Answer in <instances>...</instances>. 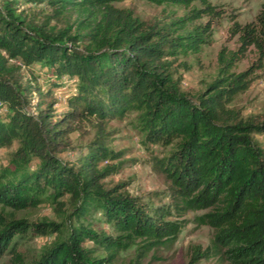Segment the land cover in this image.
Listing matches in <instances>:
<instances>
[{
    "label": "trees",
    "instance_id": "obj_1",
    "mask_svg": "<svg viewBox=\"0 0 264 264\" xmlns=\"http://www.w3.org/2000/svg\"><path fill=\"white\" fill-rule=\"evenodd\" d=\"M114 1L119 0H0V148H11L0 167V257L9 248L10 264H108L121 238L142 237L145 248L174 239L181 225L164 219L168 208L149 214L136 197L102 182L119 164L98 167L99 161L117 158L106 146L104 123L134 110L148 143L171 145L157 162L171 182L173 208L180 215L209 209L194 219L215 229L199 255L221 254L228 264H264V151L253 137L264 133V120H243L225 108L249 86L254 70L264 67V1L253 21L234 22L230 33L237 35L238 47L220 51L215 78L194 97L181 90V77H174L171 67L176 55L197 48L200 38L179 40ZM199 1L211 9L208 0ZM68 12L77 14L79 35L57 24ZM250 47L256 50L252 64L233 72ZM12 61L28 68L31 79L24 83L15 72L21 66ZM40 76L44 85L37 83ZM67 84L69 109L53 116L57 100L51 95ZM32 93L41 97L35 113L29 110ZM92 118L98 128L86 153L74 163L63 160L59 153L69 147V134ZM64 195L76 218L97 209L118 234L4 213L6 207L18 211ZM28 234L56 238L26 261L17 240ZM86 240L109 255L94 256Z\"/></svg>",
    "mask_w": 264,
    "mask_h": 264
},
{
    "label": "rangeland",
    "instance_id": "obj_2",
    "mask_svg": "<svg viewBox=\"0 0 264 264\" xmlns=\"http://www.w3.org/2000/svg\"><path fill=\"white\" fill-rule=\"evenodd\" d=\"M263 1L208 0L211 9H207L206 4L199 0L174 3L119 0L114 1L113 4L118 8L131 10L135 16L148 25L163 27V30L167 28L171 36H178L179 40H187L185 36L195 34L200 38L198 47L179 52L173 59L171 67L174 77H181V90L188 96L194 97L215 78L220 51L223 50L226 54L238 47L237 35L230 33L234 22L242 25L253 21ZM76 16L75 12H68L57 24L59 27H70L72 34L79 35L80 31L76 30L73 23ZM207 26L210 30L205 33ZM255 58L256 50L250 47L231 70L236 73L242 72L252 64ZM11 63L21 66L15 72L21 75L24 83L31 79L28 68L19 62L12 61ZM37 68L35 66V69ZM37 83L44 85L41 76L37 79ZM70 90L71 85L67 84L66 87L57 89L51 95L57 100L50 111L53 116L69 109L66 95ZM40 98L38 94L32 93L29 104L30 112H36L34 107L36 100ZM225 108L232 110L237 117L243 120L254 122L264 120V67L254 70L249 86L235 94ZM95 121L96 119L92 118L90 121L83 120L77 124L76 129L69 134V147L59 153L63 160L74 163L86 153V145L92 140L98 128ZM104 128L106 146L116 153L117 158L99 161L98 167L119 163L117 171L102 179L105 186L116 187L123 194L136 197L149 214H152L156 207L168 208L169 213L164 214V219L181 225L173 240L167 239L166 243L155 241L146 248L144 247L146 241L142 237L121 238V243L118 244V249L108 264H228L225 256L221 254L208 257L199 255L210 244L215 229L209 225H196L194 219L209 209L187 211L180 215L173 208L169 195L171 182L159 169L157 162V159L169 153L171 145L148 143L134 110H129L121 117L108 119L104 123ZM253 137L264 151V133L255 134ZM10 149L9 147L0 148V167L7 164ZM73 206L69 196L64 195L56 202L46 201L36 207L18 211L6 207L4 213L18 219L25 218L28 221L62 222L66 228L83 223V225L91 226L94 231L103 232L108 236L118 234L116 227L106 221L97 209L91 210L87 218L78 219L74 216ZM166 236H171V234ZM55 238L56 234L45 236L28 234L25 238H18L17 249L19 254L29 261L38 257ZM84 246L90 248L94 256L109 255L102 246L91 240H86ZM12 257L13 251L8 248L0 257V264H10Z\"/></svg>",
    "mask_w": 264,
    "mask_h": 264
}]
</instances>
